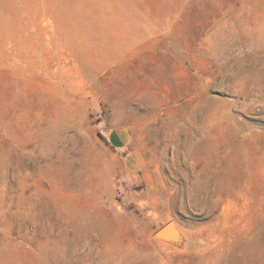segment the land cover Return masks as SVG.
I'll list each match as a JSON object with an SVG mask.
<instances>
[{
    "label": "rangeland",
    "instance_id": "374dc122",
    "mask_svg": "<svg viewBox=\"0 0 264 264\" xmlns=\"http://www.w3.org/2000/svg\"><path fill=\"white\" fill-rule=\"evenodd\" d=\"M0 264H264V0H0Z\"/></svg>",
    "mask_w": 264,
    "mask_h": 264
},
{
    "label": "water",
    "instance_id": "95a60500",
    "mask_svg": "<svg viewBox=\"0 0 264 264\" xmlns=\"http://www.w3.org/2000/svg\"><path fill=\"white\" fill-rule=\"evenodd\" d=\"M167 226H172V228L174 229L173 234H167L166 232H164V229ZM154 235L157 239L164 240V241L174 242L178 239V232L176 231V229L171 223H166L165 225L161 226L158 230H156Z\"/></svg>",
    "mask_w": 264,
    "mask_h": 264
},
{
    "label": "crops",
    "instance_id": "0c3cea01",
    "mask_svg": "<svg viewBox=\"0 0 264 264\" xmlns=\"http://www.w3.org/2000/svg\"><path fill=\"white\" fill-rule=\"evenodd\" d=\"M111 140L117 148L122 149L126 144V133L123 130L112 131Z\"/></svg>",
    "mask_w": 264,
    "mask_h": 264
},
{
    "label": "bare ground",
    "instance_id": "6f19581e",
    "mask_svg": "<svg viewBox=\"0 0 264 264\" xmlns=\"http://www.w3.org/2000/svg\"><path fill=\"white\" fill-rule=\"evenodd\" d=\"M174 229L172 228V226H167L164 229V232H166L167 234H173Z\"/></svg>",
    "mask_w": 264,
    "mask_h": 264
}]
</instances>
